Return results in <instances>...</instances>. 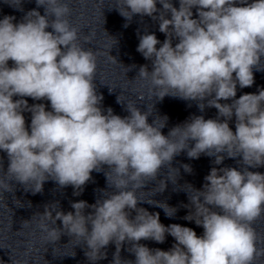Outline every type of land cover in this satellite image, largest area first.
Here are the masks:
<instances>
[{"label": "clouds", "instance_id": "obj_1", "mask_svg": "<svg viewBox=\"0 0 264 264\" xmlns=\"http://www.w3.org/2000/svg\"><path fill=\"white\" fill-rule=\"evenodd\" d=\"M3 2L24 11V0ZM35 3L19 21L14 15L0 18V152L8 161L5 170L0 157V189L14 193L19 184L35 195L52 181L59 189L71 186L78 196L93 172H104L107 188L113 189L92 204L71 202L68 212L59 201L46 204L37 224L41 238L57 243L67 235L82 241L89 264L107 259L109 245L115 246L110 264H257L264 259V235L254 227L264 219V173L250 170L264 167V88L237 98L238 86L252 87L254 70L264 71V0H178V7L173 0H116L112 9L127 22L150 17L165 35L161 42L155 33L138 32L136 50L151 62V70L139 66L138 76L149 81L153 98L194 102L201 113L217 110L215 118L193 114L167 135L162 131L166 115L157 114L161 122L150 123L151 113L134 104L126 103L123 117L103 108L94 83L99 53L79 42V29L69 19L70 0ZM26 97L50 102L51 110L44 103L30 105ZM25 112L31 114L30 125ZM181 153L214 158L200 189L184 184L183 219L201 227L202 235L180 224L166 226L159 212L138 206L148 203L168 218L176 216L177 207L141 200L136 193L161 177L162 169L167 177L158 179L155 194L169 182L177 184L180 168L173 160ZM226 158L241 167H217ZM181 167L193 171L190 164ZM167 236L175 241L168 250L140 243L162 244ZM125 245L134 260L121 256Z\"/></svg>", "mask_w": 264, "mask_h": 264}]
</instances>
